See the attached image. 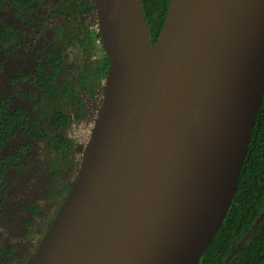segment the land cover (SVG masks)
<instances>
[{
  "label": "water",
  "instance_id": "1",
  "mask_svg": "<svg viewBox=\"0 0 264 264\" xmlns=\"http://www.w3.org/2000/svg\"><path fill=\"white\" fill-rule=\"evenodd\" d=\"M93 1L110 58L103 105L76 178L27 264H161L189 241V231L204 226L228 193L220 225L197 258L182 263L196 264L228 213L264 97V85L254 83L264 12L235 49L223 102L230 105L256 91L245 103L236 136V172L221 174L199 200L191 190L214 165L217 145L204 129L203 98L185 92L175 75L246 0H170L153 46L141 0ZM138 11L148 37L146 55L136 32ZM192 200L198 203L186 216Z\"/></svg>",
  "mask_w": 264,
  "mask_h": 264
},
{
  "label": "trees",
  "instance_id": "2",
  "mask_svg": "<svg viewBox=\"0 0 264 264\" xmlns=\"http://www.w3.org/2000/svg\"><path fill=\"white\" fill-rule=\"evenodd\" d=\"M169 2L141 0L151 46L163 29ZM95 11L93 0H0V75L21 49L30 55L25 59L29 71H17L6 89L0 87V213L11 197L10 174L27 175L31 153L42 147L40 173L53 185L46 200L22 207L33 217L24 225L37 224L41 231L28 240L38 243L76 178L68 130L73 118H86L83 95L93 99L104 88L110 67L100 29L85 19ZM8 13L23 26L2 19ZM234 190L221 227L196 264H264V220L254 230L264 214V97ZM43 207L52 210L50 217H39ZM13 257L15 247L0 248V264H12Z\"/></svg>",
  "mask_w": 264,
  "mask_h": 264
},
{
  "label": "bare ground",
  "instance_id": "3",
  "mask_svg": "<svg viewBox=\"0 0 264 264\" xmlns=\"http://www.w3.org/2000/svg\"><path fill=\"white\" fill-rule=\"evenodd\" d=\"M264 12V0H246L243 8L223 25L222 29L213 33L202 51L193 54L189 62L175 75L176 83L189 94L200 95L206 105L203 119L207 135L216 141L218 154L214 165L208 167L191 190L199 200L207 198L209 191L217 184L220 175L229 172L234 174L238 166L237 133L242 127L245 117V103L253 100L252 91L248 97L223 105L227 97L226 85L231 76L230 64L235 59V49L249 34ZM136 32L142 45L144 55L148 53V37L142 15H136ZM255 84L264 85V42L255 67ZM262 90V89H261ZM260 90V93H261ZM230 195L224 193L221 202L212 208L204 220V226L189 231V241L176 246L161 264H182L186 260L196 259L202 245L217 229L229 206ZM197 200H192L185 207L184 214L190 216Z\"/></svg>",
  "mask_w": 264,
  "mask_h": 264
},
{
  "label": "rangeland",
  "instance_id": "4",
  "mask_svg": "<svg viewBox=\"0 0 264 264\" xmlns=\"http://www.w3.org/2000/svg\"><path fill=\"white\" fill-rule=\"evenodd\" d=\"M1 17L2 19L8 20V22L16 25L19 28L23 26V24L18 22L17 19H15L10 13L2 14ZM85 19L90 27L94 29L99 28V21L96 11L88 15ZM29 57L30 55L27 53L26 49H21L19 51L17 60L15 62L9 63L6 66V69L0 75L1 88H7L8 78L17 71H29L30 65L25 61V59L27 60ZM103 94V89H99L94 98L86 102L88 114L85 120L89 118L90 121L86 124V126L81 127V130L84 131V136H81L80 139L86 138V140L77 151L75 150L76 154L74 155V159L78 163L82 160L84 152L83 149H85V144L88 140L89 132L87 129L90 128L89 124H93V122L98 118L102 108ZM79 133L82 134L83 132ZM20 139L21 138H19V140L13 145H17V143L21 141ZM42 151V147H38L37 150H34L31 153L32 167L27 175L21 176L13 172L9 176L11 197L4 206V209H2V213H0V248L15 247L17 257L10 259L12 264H19L21 261L29 262L35 254L34 249L36 246H39L38 244H40V242H37L38 240H28L30 236L37 237L41 231L37 224H32L30 227H26L24 225L27 219H31L33 217L31 216V213H23L22 207L25 205L30 206L34 203L46 200V197L50 192V184H52V179L48 175L44 176L45 173H40V166L43 159ZM53 208L55 207L52 206L51 209ZM52 213L53 212L50 210V208L43 207V211L39 213V217L47 218L50 217ZM263 219L264 215L260 217L258 223L254 227V230L260 225ZM251 234L252 233H249L247 235L244 241L238 246L237 250H240L244 247L245 241L251 236Z\"/></svg>",
  "mask_w": 264,
  "mask_h": 264
},
{
  "label": "built area",
  "instance_id": "5",
  "mask_svg": "<svg viewBox=\"0 0 264 264\" xmlns=\"http://www.w3.org/2000/svg\"><path fill=\"white\" fill-rule=\"evenodd\" d=\"M103 92H104V88H103ZM83 98L85 99V104L86 102H88L89 100H91L90 98H88L86 95H83ZM103 99H104V94H103ZM86 110H87V114H88V109H87V105H86ZM97 120V119H96ZM96 120L92 123L89 124L90 128L87 129L89 134H88V140L85 144V149H83V151L85 152L90 140H91V136H92V132L93 129L95 128V124H96ZM90 121V119L88 118L87 120L83 119V120H77L76 118H73V122L72 125L70 127V129L68 130V136L71 140L74 141L75 143V150L77 151L82 144H84V141L86 140V138L80 139L81 136H84V131L81 130V127L86 126V124ZM79 132H83L82 134H80ZM84 152H83V156H84ZM76 154V152L73 153L71 159L76 163L77 167H76V175L80 169L82 160L78 163L75 161L74 159V155Z\"/></svg>",
  "mask_w": 264,
  "mask_h": 264
},
{
  "label": "flooded vegetation",
  "instance_id": "6",
  "mask_svg": "<svg viewBox=\"0 0 264 264\" xmlns=\"http://www.w3.org/2000/svg\"><path fill=\"white\" fill-rule=\"evenodd\" d=\"M68 137H69V136H68ZM74 146H75V143H74ZM74 152H75V151H74ZM74 152H73V153H74ZM53 219H54V218H53Z\"/></svg>",
  "mask_w": 264,
  "mask_h": 264
}]
</instances>
